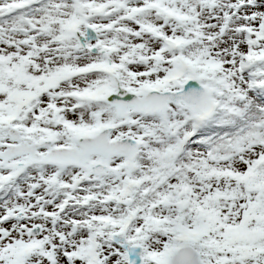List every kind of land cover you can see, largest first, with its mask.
Returning <instances> with one entry per match:
<instances>
[{
  "label": "snow or ice",
  "instance_id": "1",
  "mask_svg": "<svg viewBox=\"0 0 264 264\" xmlns=\"http://www.w3.org/2000/svg\"><path fill=\"white\" fill-rule=\"evenodd\" d=\"M0 264H264V0H0Z\"/></svg>",
  "mask_w": 264,
  "mask_h": 264
}]
</instances>
